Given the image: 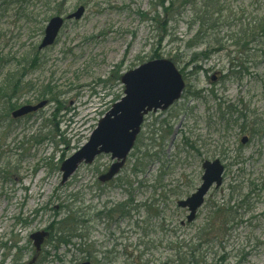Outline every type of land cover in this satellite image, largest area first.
Here are the masks:
<instances>
[{"label": "rangeland", "instance_id": "374dc122", "mask_svg": "<svg viewBox=\"0 0 264 264\" xmlns=\"http://www.w3.org/2000/svg\"><path fill=\"white\" fill-rule=\"evenodd\" d=\"M27 1L23 11L11 4L0 12V71L18 65L26 52L36 53L37 66L25 76L31 88L16 102L35 104L40 85L49 84L63 108L53 115L55 106L47 103L0 128V264L28 263L35 253L30 235L63 220L65 207L81 236L59 243L60 235L47 228L43 258L32 264H177L175 248L182 247V257L187 245L196 244L212 206L229 198L235 205L237 193H250L249 206L237 208L220 239L216 228L203 237L200 264H264V0H174L170 10L178 13L172 18L162 16L156 0ZM80 5L82 17L66 21L54 44L39 50L48 19ZM155 51L181 70L180 99L144 117L112 181H97L112 162L103 153L61 184L62 154L64 159L84 144L123 95L117 76ZM50 131L54 140L45 138ZM214 158L225 166L223 182L186 223L187 211L176 202L199 185L203 160ZM139 160L144 170L135 174ZM230 187L239 191L233 198ZM122 202H128L125 216L112 210Z\"/></svg>", "mask_w": 264, "mask_h": 264}, {"label": "water", "instance_id": "95a60500", "mask_svg": "<svg viewBox=\"0 0 264 264\" xmlns=\"http://www.w3.org/2000/svg\"><path fill=\"white\" fill-rule=\"evenodd\" d=\"M83 12L84 7L80 6L68 17L79 19ZM62 22L59 16L49 20L39 49L50 46L54 42ZM120 82L124 87V95L114 102L109 111L99 119L87 142L61 162L59 167L61 184L77 170L79 165L91 164L102 153L110 154L114 162L106 173L99 176V180L105 182L111 179L123 166L131 151L144 116L150 111L156 112L168 108L180 98L185 85L179 70L165 58L149 60L124 72ZM45 104L46 100H43L34 105L20 106L11 112V116L21 117ZM246 140L247 137L241 139L242 143ZM202 168L200 185L188 197L177 202L178 206L188 208L187 222L194 220L196 210L202 205L204 196L213 184L216 188L222 184L224 165L218 158L204 160ZM47 235L46 231H38L30 235L36 251L39 250ZM81 264L90 263L85 261Z\"/></svg>", "mask_w": 264, "mask_h": 264}, {"label": "trees", "instance_id": "16d2710c", "mask_svg": "<svg viewBox=\"0 0 264 264\" xmlns=\"http://www.w3.org/2000/svg\"><path fill=\"white\" fill-rule=\"evenodd\" d=\"M26 0H2L0 12H5L9 5L11 4H17L18 10L21 9V5L25 3ZM156 4L159 5L162 8L163 15L165 17H173L175 14V11L170 10L173 7L174 0H156ZM167 4V5H166ZM22 10V9H21ZM20 10V11H21ZM163 18V17H162ZM156 23L160 24L159 15L155 14V17L152 18ZM165 21H163L164 23ZM256 28L258 30H262L263 27L261 24H259ZM163 33H166L165 26L162 29ZM165 35V34H164ZM162 38V37H161ZM246 36L243 34L242 40L246 41ZM196 39V34L191 37L190 41L188 42L189 47H193L195 43H192L193 40ZM161 40V39H160ZM160 57L159 52L155 51L149 59L152 58H158ZM194 59V57L192 58ZM39 61V57H37V54H32L31 51H28L24 54V56L20 59V62L18 65H15L8 70L2 72L0 71V128H2L4 131L9 126L8 123L11 122L13 119L10 118V112L19 106L17 104L16 97L19 92H21L23 89H30L31 83L30 81L25 80L26 71H28L31 67L37 66L36 61ZM121 64H117L115 67L120 68ZM117 76V75H116ZM120 78L117 76V79ZM195 94V93H194ZM36 100H46L47 103H52L55 106V109L53 111V115H55L57 112H59L63 108V101L60 99L59 93L55 92L53 87H51L49 84H41L39 87V91L36 96ZM29 103V102H27ZM223 118V115H221V118ZM18 120V119H17ZM7 124H4L7 122ZM253 132H255V129H252ZM57 135L50 131L45 138H50V140H54V138ZM60 143L63 141L65 142V139L60 138ZM68 144V141L66 142ZM69 145H67L68 147ZM63 160V154L59 161L61 162ZM134 166V165H133ZM144 162L142 160H139L137 165L135 164L133 172L136 174L138 172H142L144 170ZM237 188V187H236ZM238 189H235L234 187H230V194L231 198L232 194L234 192H237ZM239 192V191H238ZM241 200H239L235 205H231V199L229 198L225 203H221L219 205L215 204L212 206V211L210 214V218L205 223L204 226H202L199 230V235H196V244H189L186 246V249L183 252V256L181 257L180 251L181 246H177L175 248V253L177 255L176 263L177 264H200L204 262L205 254L203 251L202 244L204 242H201L203 240V237H206L208 234H210V229L216 228V233L218 235H214V238L220 239L224 234H221L223 231L225 234L229 232L231 229V224L234 223L235 219L237 218L236 210L237 208L248 207L249 204L247 203L248 196L250 193L247 194H240ZM244 204V205H243ZM125 205L122 204L121 207V213L123 216H125L126 212L124 211ZM120 207H118L119 209ZM65 218L63 220L56 221L55 223L52 222L49 229H52L54 233H58L60 236L56 239V242L59 243H68L71 241L73 237H79V233L77 231L79 230V227L76 225V221L74 218H72L73 213L69 211L68 208L65 207ZM114 212L116 209L113 210ZM112 211V212H113ZM111 212V211H108ZM75 224L76 226L71 227V225ZM56 225V228L54 226ZM216 225V227H214ZM208 230V232H207ZM53 235V234H52ZM220 237V238H219ZM207 242V239H206Z\"/></svg>", "mask_w": 264, "mask_h": 264}, {"label": "flooded vegetation", "instance_id": "af4514ba", "mask_svg": "<svg viewBox=\"0 0 264 264\" xmlns=\"http://www.w3.org/2000/svg\"><path fill=\"white\" fill-rule=\"evenodd\" d=\"M63 17H65L66 15H67V13L65 14V13H62L61 14ZM41 39H42V37H41ZM41 39H40V41H41Z\"/></svg>", "mask_w": 264, "mask_h": 264}]
</instances>
